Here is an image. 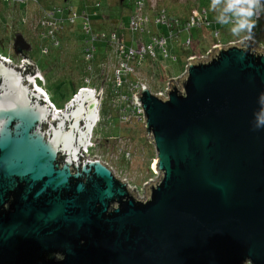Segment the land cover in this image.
<instances>
[{"label":"water","instance_id":"obj_1","mask_svg":"<svg viewBox=\"0 0 264 264\" xmlns=\"http://www.w3.org/2000/svg\"><path fill=\"white\" fill-rule=\"evenodd\" d=\"M30 47L14 36L16 55ZM22 62L0 57V264H264V128L253 130L264 50L253 40L190 59L167 96L142 86L160 173L144 198L83 154L101 91L81 89L58 112ZM39 234L63 260L24 243Z\"/></svg>","mask_w":264,"mask_h":264},{"label":"rangeland","instance_id":"obj_2","mask_svg":"<svg viewBox=\"0 0 264 264\" xmlns=\"http://www.w3.org/2000/svg\"><path fill=\"white\" fill-rule=\"evenodd\" d=\"M97 1L101 2L103 7H109L111 10L109 11V9H106L108 18L105 22H98L105 24L106 27L109 28L111 24L114 25L116 23L114 19L116 18L115 14L118 8L117 0H37V2L29 0L27 3H20L18 7L23 10L26 9V13L29 15H35L37 11L41 12L42 9H51L53 6L66 7L69 5L73 6L76 12H81L84 8H88L90 11L93 10V5ZM127 1L130 6L127 5L125 7V16L121 17V24L124 28H128V24L130 25V10H132V7L137 0ZM148 5L150 8H166L179 15L191 14L190 18L196 14V9L199 8L200 11L204 8L207 9L208 14L206 11L201 12L204 16L205 14L208 16L213 27H206L207 24L203 26L202 29H199L196 26L193 27L192 31L198 37H200V34H204V36H202V38H204L202 41L204 42H201V45L198 43L196 46L195 51L198 54L193 55L194 58H201L203 55H200L199 51L203 50L202 47L215 42V39L213 38H215L214 34H216V32L219 33L218 39H221L218 44L226 45L230 42H238L242 38H245L244 33L239 35L231 33L230 25H221L218 23L216 19L217 12L212 9L211 3L208 4L207 0H148ZM190 8L194 9L190 10ZM21 13L22 12L14 7L12 3H6L0 0V55L7 58L11 57L16 64H19L20 56L16 55L13 50V40L18 32L23 33L25 38L32 45V50L29 52V55L47 80V88H45L58 109L64 110L68 105L67 101L69 100L72 90H76L78 86L84 84L82 82L84 74L91 77L92 83L95 84L96 82H100L101 84L102 81H98L102 70L101 68L108 51L110 52L111 49H105V45H103L102 42L97 41L95 43L97 50L93 62L95 70L94 72H87L86 69L84 70L85 59L83 49L85 46V36L83 30H81V18H77L75 24L68 25L69 23H66L65 29L57 33V38L60 40V46H54L52 40H42L35 35V32H31L26 26H23L19 20L22 17ZM42 17L43 15H40L39 18ZM255 40L256 43H254ZM258 40L261 42H258ZM182 41L183 34H181L179 38L169 41V48L170 46H173L175 49L173 53L177 56L176 59L165 58L162 51L158 50L160 61H158V67H155V65L152 67V71L148 70V65L150 63L149 57H146L145 62L139 67L134 64L135 68L138 67L139 69V76L148 82L152 92L163 89L165 85L168 84V80L171 77L184 76L186 65L185 67L183 66L184 59L181 55V48L178 44V42ZM253 43L258 49L262 46V48H264V26L261 27L259 33L257 32L255 34ZM218 44L212 45L210 49L213 50ZM42 45L49 47L50 51L48 54L42 53ZM193 48H195V46ZM111 68H113V63L111 64ZM159 72L161 73L160 75ZM135 77V75H130V80L135 81ZM39 83L42 84L41 81ZM75 86L76 88H74ZM106 86L110 89L112 86L111 81H108ZM178 86H180V83ZM97 87L99 88V85H97ZM98 88H96V91H93L95 96H98L101 91ZM123 91L125 94L130 95L126 86H124ZM106 93L108 98L105 96V102H111V107H107L106 109L113 108L116 110L117 105L114 102V98L111 96L110 92ZM112 94H114V91H112ZM104 95L106 94L104 93ZM104 95H101V98L104 97ZM71 102L72 101L69 103ZM119 104L120 102L118 101V105ZM115 110L113 112L110 111V113L113 115L116 114ZM107 117L111 118L108 119ZM91 140L93 145L90 147V153L99 156L103 161L110 163L117 177L127 180L135 191L138 190L136 193L139 198L146 197V181L150 178L153 180L157 179L159 174L154 170L153 165L156 158L155 146L149 142L147 138L144 123L137 120H135L134 123H121L117 116H114L113 118V116L109 114L108 116L101 118L96 133L93 132Z\"/></svg>","mask_w":264,"mask_h":264},{"label":"built area","instance_id":"obj_3","mask_svg":"<svg viewBox=\"0 0 264 264\" xmlns=\"http://www.w3.org/2000/svg\"><path fill=\"white\" fill-rule=\"evenodd\" d=\"M1 1L6 3H12V5H19L20 3L27 2L29 0H1ZM32 1L37 2V0H32ZM96 5H98V2L96 3ZM143 7H144L143 1L137 0L135 6V13H133L130 21L132 33L138 36V37L135 36L134 38L135 44L133 46H127L123 39L118 38L116 34L113 33L111 35V39L108 41L109 43L108 46L111 49L112 56L115 59V62L113 63V68H111V65L107 60L103 63V66L101 68L102 70L100 73V78L98 79V81L100 80L102 82L101 84L100 82L99 83L96 82L95 84L96 86L92 85L91 77L87 76L84 79L85 89H88L89 91H96V88H98L97 85H99L98 89L102 91V96L104 95L106 89H108V86H106L107 82L111 81L112 88L114 90V95H113L114 102L117 105L116 107L118 110V119L119 122L121 123H132V122L134 123L135 120L141 123L145 122L144 109L141 105H138L136 103L135 98L138 96V93H140L142 86L147 85L149 87V84L147 81L143 80L144 78L139 76L138 67L143 64V60L146 55H150L151 57L155 58L157 56V51H156L157 48L158 50H161L165 56H168L167 53L168 51L166 49V40L164 38L153 36L151 37V40L149 42H145L139 37L138 35L139 31H142L143 26L149 21L148 16H145L143 13ZM74 9L75 8L70 5L66 7L53 6L51 9H44V10L42 9L41 12L37 11V14L35 15L23 14L21 17V24L23 26H26L29 29V31L35 32V35L41 38L42 40L50 39L53 41L52 43L54 46H60V40L57 38V33L65 29L66 23H69L68 25L75 24L77 18H81L82 19L81 30H83L85 36L84 37L85 46L83 49V55L86 62V71L94 72L95 68L93 62L95 59V52L97 50V46H95V43L101 40L103 34L99 35L95 32L93 28V22L91 19L93 13L90 12L88 8H84L81 12L78 11L76 12ZM195 13L196 14L190 18V23L188 22L187 27H191L192 25L202 26L203 22L205 21V20L203 21V17L201 16V14L198 12L197 9L195 10ZM40 15H43V17L39 18ZM155 22L160 25H166L168 27L171 26V22L165 10H162L160 12L159 16L156 17ZM187 43L189 44V40L187 41ZM254 43H256V40ZM262 47L259 48L264 50V48ZM49 51L50 49L48 46L42 45L43 54H48ZM211 51L212 50L210 49L207 52V54L203 56L209 57ZM0 57L3 60L5 59L11 63L16 64V62L5 56L0 55ZM23 59L24 57H22L20 63L17 65H22ZM190 59H194V57L193 56L189 57L188 61ZM29 61L34 63V61L31 59H29ZM130 61L135 62L138 67L135 68L134 66H132L130 64ZM32 67L34 69L36 68L37 72L40 71V69L38 70L39 67L37 66V64L34 63ZM110 71H112V76H110ZM129 73L134 74L138 78V80L135 83L129 84L128 89L130 91V95H127L124 94V92L121 91V89L123 88L124 77ZM181 78L182 76L171 77L168 80V84H166L163 89L157 90L156 92H152V91L151 92L156 95L167 96V92L170 89L171 82L174 81L177 82V84H179V80ZM38 80L43 82L42 85L38 83ZM35 83L42 89L44 94L47 96L44 90L45 78L41 74L37 73V75L35 76ZM48 100L49 103H52L49 98ZM118 101L120 102L119 105H118ZM52 105L55 107V109L58 112L62 110V109H58L53 103ZM107 118L109 119L110 117ZM99 119L100 117L98 118V121ZM149 142L153 144V141L151 139L149 140ZM92 145L93 143L91 140L89 146L87 147V150L83 149V154L88 158L100 159L103 163H105L108 167H110L114 172V174L116 175L110 163L103 161L102 158H100L99 156L90 153V147ZM158 174L160 176L159 172ZM159 176L155 180L150 178L148 181H146L145 183L146 188L149 187L152 183L156 182L159 179ZM122 180L126 181L130 186V190L135 195H137L136 192H138V190L135 191V189L131 187L130 183L127 180L125 179Z\"/></svg>","mask_w":264,"mask_h":264},{"label":"trees","instance_id":"obj_4","mask_svg":"<svg viewBox=\"0 0 264 264\" xmlns=\"http://www.w3.org/2000/svg\"><path fill=\"white\" fill-rule=\"evenodd\" d=\"M117 1H118L117 2L118 8H117L116 14L114 13L115 16H116V18L114 19L116 23L114 25L111 24L109 28H107L106 25L103 24V23H98V22H102V21L105 22V20H107V18H108L107 16L108 15L106 13V9H109V7H103L101 2L97 1L98 5H96V3H97L96 2L93 5V10L90 11V12L93 13L91 19H92V22H93V28H94L95 32L97 34H99V35L103 34V37L100 36L101 40L99 42H102V44L105 45V49H110L109 46H108L109 45L108 41L111 39V35L113 33H115L118 38L123 39L127 46H133L135 44V41H134L135 36L138 37L137 35L132 33L129 24H128V28H124V26L121 24V17L125 16V14H124V12L126 11L125 7L127 5L130 6V4L128 3L127 0H117ZM142 1L144 3L143 13H144L145 16H148L149 21L143 26L142 31H139V33H138L139 37L145 42H149L151 40V37H153V36H158L160 38H164L166 40V49L168 51L167 52L168 56H165L164 54H163V56L165 58H168V59H170V58L176 59L177 56L173 53V51L175 49H174L173 46H170V48H169V41L173 40L175 38H179L181 36V34H183V41L182 42H178V44H179V46L181 48V55L183 56V59H184L183 66L185 67L189 57L198 54L195 51L196 50V46L198 45V43H199V45H201V42H204V41H202V39H204V38H202V36H204V34L202 33V34H200V37H198L197 35H195V33H193V31H192L193 27L196 26L199 29H202L203 26H205L206 24H207L206 27H213L212 26V22L209 20L208 16L204 13L205 16H206V18H205V16L202 14V12H205V11L208 14L207 9H205V8L202 9L201 10L202 12L199 10V8L197 9L198 12L203 17V21L205 20L203 22L202 26L192 25L191 27H187L188 22L190 23V15L191 14L190 15H186V14L185 15H183V14L179 15V14H175V13L171 12L170 10H168L166 8H161V7L150 8L149 5H148V0H142ZM27 2H23V3H27ZM207 3L209 4V3H211V1L207 0ZM13 6L18 8L19 11L22 12L21 13L22 15L23 14L24 15L27 14L26 13V9L23 10V9L19 8L18 7L19 5H13ZM135 6H136V3L132 7V10H130V12H131L130 19H131L133 13H135ZM192 9H194V8H190V10H192ZM162 10H165V12H166V14H167V16H168V18H169V20L171 22V26L170 27H168L166 25H160V24H157L155 22L156 17L159 16V14H160V12ZM109 11H111V10L109 9ZM19 20L21 21V19H19ZM129 22H130V20H129ZM102 25H104V28H102ZM263 26H264V14L261 13L260 17L257 20V25H256V27L254 29L255 34L257 32L259 33L261 31V27H263ZM214 35H215V38H213V39H215L214 40L215 42L211 43V44L209 43L208 45L202 47L203 50L199 51L200 55L206 54L210 50L212 45L220 43L221 39H218L219 33L216 32V34H214ZM188 40H189V44L187 43ZM258 42H261V41L258 40ZM194 46H195V48H193ZM156 51H157V56L155 58L151 57L150 55H146L144 60H143V63H144L146 57L150 58L149 65L146 64V65H148V70L149 71L153 70L152 67L154 65H155V67H158V61H160L159 60L160 58L158 57L159 56L158 55V48L156 49ZM110 52L108 51L105 61L107 60L109 62V64L111 65L112 63L115 62V59L112 56V53H110ZM130 64L132 66H134V64H136V63L133 62V61H130ZM85 69H86V62H85L84 70ZM160 74L161 73L159 72V75ZM130 75H134V74L129 73V74H127L125 76L124 83H123V88H124V86L129 88V84L130 83H135L138 80V78L135 77L136 80L135 81H131L130 80ZM150 75H151V73H150ZM110 76H112V71H110ZM85 77H87V74L83 75V80H82V82L84 83L83 85H85V82H84ZM95 84L92 83V85H95ZM123 88L121 89V91H123ZM77 91H78V89L72 90V92L70 93L69 100L71 99V97H73V95H75L77 93ZM112 91H114L112 86H111L110 89H106V92H110L111 96L114 98V96H113L114 94H112ZM106 92H104L106 95H104V97H103V102H102L101 108H100L101 117L104 118V117L108 116L109 114L112 115L113 118H114V116L118 117V110L117 109L116 110L113 109V108H112L113 110L111 108L106 109L107 107H111V102H105V98H106L105 96H107ZM128 92H130L129 89H128ZM107 98H108V96H107ZM114 110L116 111V114L113 115V114L110 113V111L113 112Z\"/></svg>","mask_w":264,"mask_h":264},{"label":"clouds","instance_id":"obj_5","mask_svg":"<svg viewBox=\"0 0 264 264\" xmlns=\"http://www.w3.org/2000/svg\"><path fill=\"white\" fill-rule=\"evenodd\" d=\"M211 7L217 12V22L230 25L231 33H244L246 40H254L259 14L264 13V0H211ZM258 105L253 130L264 128V91L258 95Z\"/></svg>","mask_w":264,"mask_h":264},{"label":"flooded vegetation","instance_id":"obj_6","mask_svg":"<svg viewBox=\"0 0 264 264\" xmlns=\"http://www.w3.org/2000/svg\"><path fill=\"white\" fill-rule=\"evenodd\" d=\"M28 41V40H27ZM28 43H30L29 41H28ZM13 44H14V40H13ZM31 45V44H30ZM14 50V49H13ZM32 50V45H31V47H30V49L28 50V51H24V53L22 54V55H18V56H20V60L22 59V57H26V58H28V59H31V57H30V55H29V52ZM9 58H11V57H9ZM11 60H13L12 58H11ZM32 60V59H31ZM14 61V60H13ZM38 70H39V68H38ZM26 72H24V74H31L32 76L34 75V76H36V74L38 73V74H41L43 77H44V75H43V73H42V71L40 70L39 72H37L36 71V69H33V67H32V65L31 64H29L28 66H27V70H25ZM45 78V77H44ZM40 81L38 80V83H39ZM41 83H43L42 81H41ZM47 80L45 79V84H44V90H45V92H46V94H47V96H48V98L50 99V101L56 106V104L51 100V98H50V96L48 95V92H47V90H46V86H47ZM42 85V84H41ZM46 87V88H45ZM79 87V86H78ZM77 87V89H78V91H77V93L75 94V95H73V97L68 101V104H69V102L70 101H72L74 98H75V96L81 91V89H83L84 88V85H81L79 88ZM74 88H76V86L74 87ZM102 102H103V97L101 98V104H102ZM101 104H100V108H101ZM99 117H100V119H99V121L97 120L96 121V124H95V126H93V132L94 133H96V129H97V127H98V125H99V123L101 122V114H100V109H99ZM50 121H52L51 120V118H50ZM48 127H49V124L48 123H46V124H44L43 125V129L44 130H46V129H48ZM93 132H92V135H93ZM61 165H62V163H61ZM76 170L74 169V167H72V172H75ZM13 203V201H12V198H10L9 200H6L5 201V203H3V209L4 210H6V212H8V211H11L12 210V206H11V204ZM40 236L42 237V239H45V237H46V240H48L51 236H49V235H41V234H39L38 235V240L36 241V236H32V237H30L29 239H27V240H25L24 241V243L25 244H29V245H31V246H35V245H39V244H42V246L43 247H45V249H44V251H43V257H44V259H46V260H48V261H61V260H63L64 259V257H65V254H64V252H63V250H62V247L60 246V245H53V246H51V245H49L47 242H45L44 240H43V242L42 243H40L39 242V240H40Z\"/></svg>","mask_w":264,"mask_h":264},{"label":"crops","instance_id":"obj_7","mask_svg":"<svg viewBox=\"0 0 264 264\" xmlns=\"http://www.w3.org/2000/svg\"><path fill=\"white\" fill-rule=\"evenodd\" d=\"M102 28H104V25H102ZM106 59V58H105ZM58 108V107H57Z\"/></svg>","mask_w":264,"mask_h":264},{"label":"bare ground","instance_id":"obj_8","mask_svg":"<svg viewBox=\"0 0 264 264\" xmlns=\"http://www.w3.org/2000/svg\"><path fill=\"white\" fill-rule=\"evenodd\" d=\"M157 31V30H156ZM93 93V92H92Z\"/></svg>","mask_w":264,"mask_h":264}]
</instances>
